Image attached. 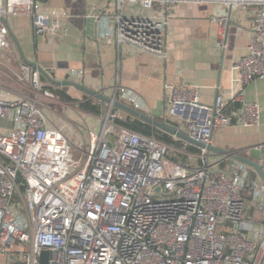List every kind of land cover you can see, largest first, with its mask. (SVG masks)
<instances>
[{
  "label": "built area",
  "instance_id": "obj_1",
  "mask_svg": "<svg viewBox=\"0 0 264 264\" xmlns=\"http://www.w3.org/2000/svg\"><path fill=\"white\" fill-rule=\"evenodd\" d=\"M40 1L0 0V73L10 69L20 86L0 93V257L7 264H40L47 251L49 264H264V183L251 177V167L237 162L228 174L189 142V160L200 164L176 162L179 150L117 125L120 112L112 106L85 143H74V130L54 123L53 106L41 98L58 102L57 95L38 70L20 62L2 22L28 16L35 35L57 47L66 28L60 17L35 10ZM114 2L112 12L94 16L106 25L101 38L164 61L175 5L254 8L248 52L233 66L234 94L208 107L198 87L182 82L166 86L164 100L166 116L186 124L188 135L205 145L230 126H261V106L244 93L264 80V0ZM216 20L222 47L229 19ZM82 75L69 72L75 82ZM110 92L103 93L148 114L136 92ZM230 103L241 107L228 113ZM15 244L22 246L18 259Z\"/></svg>",
  "mask_w": 264,
  "mask_h": 264
},
{
  "label": "crops",
  "instance_id": "obj_2",
  "mask_svg": "<svg viewBox=\"0 0 264 264\" xmlns=\"http://www.w3.org/2000/svg\"><path fill=\"white\" fill-rule=\"evenodd\" d=\"M114 8V0L38 2L35 6L37 12L60 17L66 28V35L55 48L49 44L46 37L35 35L30 17L16 16L8 21L25 57L41 66L55 80H70L69 72L75 70L83 72L76 81L92 90L107 95L116 87L134 91L147 102L148 115L158 121H165L185 134H188L186 124L170 120L166 116V86L182 82L187 86H196L201 103L208 107H212L218 97L228 99L234 94L233 66L248 52L255 18L254 8L236 6L230 13L229 9L222 5H175L170 10L168 58L165 61L128 47H119L113 39L101 38L106 25L95 21L94 16L112 12ZM222 16H227L229 21L224 44L219 47L220 26L216 19ZM11 43L13 44L12 40ZM20 62H23L21 57ZM53 87V92L61 89L69 96L71 94L68 91H78L71 87ZM0 93L3 94L4 90L0 89ZM244 94L247 101L257 102L261 106V126L244 128L234 125L217 131L212 145L228 151L234 157L252 159L261 155L258 163L264 165V152L261 154L264 151V80L252 82ZM101 105L106 106L102 103ZM240 107L241 103H230L227 112L231 113ZM126 117L127 114L120 112L119 118ZM2 125L9 127L7 122ZM81 131L85 133L86 129ZM164 134L180 143L181 148H172L179 150V154L187 158L185 164L192 168L200 164L197 160H189L190 151L184 147L186 141ZM191 152L198 154V150ZM210 158L217 163L220 170L228 174L238 162L232 157L214 152L210 153ZM250 173L253 179L259 176L253 168ZM257 216L263 218L260 214Z\"/></svg>",
  "mask_w": 264,
  "mask_h": 264
},
{
  "label": "water",
  "instance_id": "obj_3",
  "mask_svg": "<svg viewBox=\"0 0 264 264\" xmlns=\"http://www.w3.org/2000/svg\"><path fill=\"white\" fill-rule=\"evenodd\" d=\"M232 11V7L229 8V12L231 13ZM2 22L4 23V25L8 28L9 30V35L10 38L14 44V46L16 47L22 61L24 64L29 65L30 67H32L33 69L38 70L42 77L45 78L51 85L55 86V87H59V88H63V87H71L74 88L80 92H82L84 95L89 96L91 98H95L97 100H99L102 104H106L108 106H112L114 108L115 111H119V112H123L124 114H127L128 116L140 120L144 123L150 124L152 127L167 133L171 136H176L186 142H189L197 147L206 149L209 153L214 152V153H218V154H224L228 157H232L233 159H235L238 162H241L251 168H253L259 175V177L261 178V180L264 183V165H260L258 162L261 159V155L259 157H253L252 159H247V158H243V157H234L231 156L229 154L228 151L224 150V149H220L217 148L215 146L211 144L209 145H205L201 142H199L198 140L192 138L191 136H189L188 134H185L171 126H169L165 121H158L156 120L154 117L143 113L139 110L134 109L133 107L115 100L113 98L108 97L107 95H105L103 92H98L95 90H92L88 87H86L84 84L72 81V80H66V81H58L55 80L53 77H51L41 66H39L37 63L31 62L29 61L22 49L21 46L17 40V38L15 37L14 32L12 31L10 25H9V21L6 18H2ZM262 151V155H263ZM40 264H49V253L47 251L42 252L41 257H40Z\"/></svg>",
  "mask_w": 264,
  "mask_h": 264
},
{
  "label": "rangeland",
  "instance_id": "obj_4",
  "mask_svg": "<svg viewBox=\"0 0 264 264\" xmlns=\"http://www.w3.org/2000/svg\"><path fill=\"white\" fill-rule=\"evenodd\" d=\"M12 68L16 71H19L18 67L15 65H13ZM9 88L18 89L20 88V86L18 83H16V78L14 73L10 71V69L3 68V72L0 73V89L5 90ZM68 92H70L71 94L70 96H72L76 100L80 101L84 99L85 95L82 92H78L74 90ZM56 97L58 102H50L41 98V101L45 103L47 106L50 105L53 106L54 112H51V116L54 120V123L60 126L66 125L71 127V130H74V133L76 134V135L72 134L73 135L72 140L74 143L87 142L88 140L87 132L97 131L99 129V125L102 120V115L107 114L108 111L107 105L104 107V110L102 109V114L100 116H96L81 110L77 104L62 101L58 96ZM81 129H86V132L85 133L82 132ZM190 163L192 164L193 162ZM20 249H22V246L20 244H15L12 249V252L16 254V259H18L17 257ZM0 264H7V257L1 256Z\"/></svg>",
  "mask_w": 264,
  "mask_h": 264
},
{
  "label": "trees",
  "instance_id": "obj_5",
  "mask_svg": "<svg viewBox=\"0 0 264 264\" xmlns=\"http://www.w3.org/2000/svg\"><path fill=\"white\" fill-rule=\"evenodd\" d=\"M43 82L45 83V87L47 89L53 90V86L49 85L48 81L42 77ZM54 92L57 94V96L61 99H64L67 102L77 104L78 107L90 114L100 116L102 114V109L104 110V107L101 105V102L95 98H91L89 96H84L83 100H76L69 96L67 93H65L61 89H56ZM115 123L119 126L126 127L128 129H131L132 131L145 135V136H154L158 140L162 141L163 143L175 147V148H181L180 143L174 141L170 136L158 131L156 128L152 127L150 124L144 123L140 120L134 119L130 116L126 117L125 119L117 118L115 120ZM172 159L179 163H184L187 159L185 156L175 153L172 156Z\"/></svg>",
  "mask_w": 264,
  "mask_h": 264
}]
</instances>
